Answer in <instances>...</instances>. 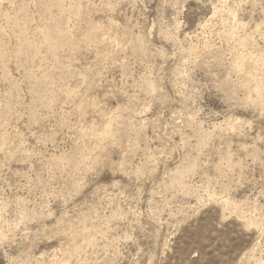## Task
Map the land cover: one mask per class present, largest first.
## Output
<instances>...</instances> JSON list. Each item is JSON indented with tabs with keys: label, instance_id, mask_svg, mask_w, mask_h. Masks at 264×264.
<instances>
[{
	"label": "rangeland",
	"instance_id": "obj_1",
	"mask_svg": "<svg viewBox=\"0 0 264 264\" xmlns=\"http://www.w3.org/2000/svg\"><path fill=\"white\" fill-rule=\"evenodd\" d=\"M263 77L264 0H0V264H264Z\"/></svg>",
	"mask_w": 264,
	"mask_h": 264
},
{
	"label": "bare ground",
	"instance_id": "obj_2",
	"mask_svg": "<svg viewBox=\"0 0 264 264\" xmlns=\"http://www.w3.org/2000/svg\"><path fill=\"white\" fill-rule=\"evenodd\" d=\"M60 3H61V1H60ZM56 25V24H55ZM67 32V31H66ZM43 33V32H42ZM71 33V32H70ZM90 34V33H89ZM54 37V36H53ZM57 38V37H56ZM60 40V39H59ZM66 40H68V39H66ZM74 40H75V38H74ZM87 40V39H86ZM56 41V40H55ZM240 41V40H239ZM64 42V41H63ZM66 42V41H65ZM87 42V41H86ZM43 44V43H42ZM53 44V43H52ZM61 44V43H60ZM72 44V43H71ZM139 44V43H138ZM58 45V44H57ZM53 46V45H52ZM51 46V47H52ZM39 48V47H38ZM54 48V47H53ZM57 48V47H56ZM21 49V48H20ZM35 52V51H34ZM21 55V54H20ZM242 55V54H241ZM245 55V54H244ZM253 56V55H252ZM30 57V56H29ZM237 57V61L239 62V65L240 66H238V67H241V69H243L242 67H245V65H247L248 66V63H246V58H244L245 56H236ZM25 58V57H24ZM237 62V63H238ZM252 62H253V60H252ZM251 62V63H252ZM256 62V61H255ZM251 63H250V67H249V69L252 67V66H258V65H251ZM259 64V63H258ZM260 67V66H259ZM248 68V67H247ZM253 68V67H252ZM257 68V67H256ZM241 69H239V70H241ZM245 69H246V67H245ZM249 69H246V70H249ZM261 69V68H260ZM245 70V71H246ZM250 70H252V69H250ZM250 70H249V72H250ZM253 70H255V69H253ZM257 70V69H256ZM262 70V69H261ZM243 71V70H242ZM261 72V71H260ZM244 73V72H243ZM246 73V72H245ZM248 73V72H247ZM254 73H258L257 71H254ZM260 74V73H259ZM256 76V75H255ZM258 76V75H257ZM246 77H248V80H246V81H249L248 83H251V82H253L252 80H254V76H253V72H252V74L251 73H249V75L248 76H246ZM259 77V76H258ZM256 78V77H255ZM264 78V77H263ZM257 80V79H256ZM264 80V79H263ZM41 81V80H40ZM255 81V80H254ZM260 81H262V78H261V80ZM263 82V81H262ZM247 84V83H246ZM249 85H252V84H249ZM259 85V84H258ZM247 86V85H246ZM259 87H261V89L263 88V84L260 86L259 85ZM254 88V87H253ZM256 88H258V86H256ZM261 89H260V91H261ZM254 90H256V89H254ZM252 91V90H251ZM253 92V91H252ZM255 93H259V92H255ZM42 95V94H41ZM251 95V94H250ZM257 95V94H256ZM259 95V94H258ZM257 95V96H258ZM251 97V96H250ZM256 97V96H255ZM254 97V98H255ZM253 98V99H254ZM257 98V97H256ZM258 99V98H257ZM261 103L263 102L264 103V88H263V92H261L260 93V95H259V99H258ZM259 101H257V103L259 102ZM258 103V104H261V103ZM47 103V102H46ZM254 104H256L255 102H254ZM262 105V104H261ZM260 105V106H261ZM258 106V105H257ZM259 106V107H260ZM107 126V125H106ZM109 126V125H108ZM108 128V127H107ZM106 129V128H105ZM108 131V130H107ZM227 204V203H226Z\"/></svg>",
	"mask_w": 264,
	"mask_h": 264
}]
</instances>
